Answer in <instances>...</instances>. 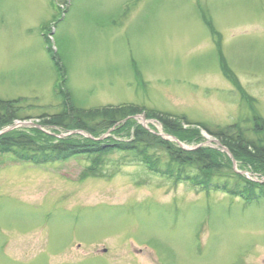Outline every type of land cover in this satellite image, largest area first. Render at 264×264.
<instances>
[{"label":"rangeland","instance_id":"1","mask_svg":"<svg viewBox=\"0 0 264 264\" xmlns=\"http://www.w3.org/2000/svg\"><path fill=\"white\" fill-rule=\"evenodd\" d=\"M60 90L78 109L185 115L202 139L184 147L222 152L197 123L264 118V0H0V99L43 125L67 104ZM134 121L166 133L144 112ZM103 160L112 177L80 179L85 157L0 155V264H264V198L175 185L125 151Z\"/></svg>","mask_w":264,"mask_h":264},{"label":"trees","instance_id":"2","mask_svg":"<svg viewBox=\"0 0 264 264\" xmlns=\"http://www.w3.org/2000/svg\"><path fill=\"white\" fill-rule=\"evenodd\" d=\"M208 22V20L205 18ZM212 34L219 35L208 24ZM55 56H52L54 59ZM67 98L62 112L54 115H42L47 124L65 128H79L94 137L114 127L112 133H128L126 141H96L89 138L67 137L56 139L37 128L10 130L0 134V155L10 154L14 160L22 163L43 165L52 162L67 161L75 157H85L88 165L81 178L112 177L117 169L103 170L108 164L103 160L105 154L113 150L125 151L138 157L150 173L172 180L176 185L186 182L200 191H221L239 196L245 201L264 198V185L249 181L236 173L230 159L219 150L210 147L183 149L175 143L149 132L136 124L132 116L144 112L146 118H154L163 131L181 142H199L202 139L196 128L182 129L181 122H187L185 115H172L154 109H148L133 103L106 105L83 110L71 102L69 92L60 90ZM18 99H0V129L20 117ZM197 126L216 137L232 157L249 165L254 172L264 174V118L252 114L251 119H242L227 125H216L214 129L197 123ZM104 131V132H103ZM132 131V136L130 135ZM103 132V133H102ZM159 153L163 154V166H160Z\"/></svg>","mask_w":264,"mask_h":264},{"label":"water","instance_id":"3","mask_svg":"<svg viewBox=\"0 0 264 264\" xmlns=\"http://www.w3.org/2000/svg\"><path fill=\"white\" fill-rule=\"evenodd\" d=\"M2 133V132H1Z\"/></svg>","mask_w":264,"mask_h":264}]
</instances>
